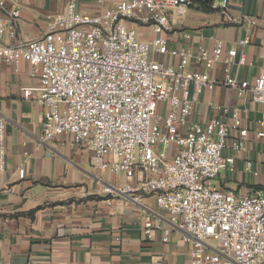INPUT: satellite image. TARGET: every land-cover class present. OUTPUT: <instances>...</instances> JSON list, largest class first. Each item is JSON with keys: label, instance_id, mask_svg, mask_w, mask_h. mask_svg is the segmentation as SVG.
I'll return each instance as SVG.
<instances>
[{"label": "built area", "instance_id": "obj_1", "mask_svg": "<svg viewBox=\"0 0 264 264\" xmlns=\"http://www.w3.org/2000/svg\"><path fill=\"white\" fill-rule=\"evenodd\" d=\"M61 1L64 11L43 33L23 39L16 25L20 0H0L6 10L0 37L8 29L15 40L0 43V57L14 66L29 62L40 79L39 87L24 88L23 97L42 107V142L69 136L90 152L92 166L122 175L119 185L104 188L108 193L135 201L155 195L170 223L191 242L189 264H264V192L237 194L216 185L221 172L235 166V155L226 149H246V117L211 102L215 116L205 124L191 120L205 89L227 86L259 105L257 136L264 138V72L253 82L239 80L233 67L245 65L246 56L221 39L210 49L171 48L163 35L174 29L168 11L184 9L190 0H121L95 16L82 15L79 0ZM127 21L151 25L156 37L141 40ZM153 53L180 61L162 62ZM192 62L221 63L223 78L190 69ZM233 131L238 135L231 142ZM4 132L0 119L1 141ZM252 165L246 161V169ZM155 227L159 221L147 218L146 233Z\"/></svg>", "mask_w": 264, "mask_h": 264}, {"label": "crops", "instance_id": "obj_2", "mask_svg": "<svg viewBox=\"0 0 264 264\" xmlns=\"http://www.w3.org/2000/svg\"><path fill=\"white\" fill-rule=\"evenodd\" d=\"M121 0H79L78 11L95 16ZM190 0L188 7L168 11L173 32L164 33L171 48L210 49L216 39L225 47L236 46L246 64L234 65L239 80L253 82L264 72V0H214L206 9ZM12 4L8 3L7 8ZM61 0H20L17 32L20 38L39 37L52 18L63 12ZM0 17L6 10L0 9ZM138 37L152 42L151 25L126 22ZM248 38L249 43L239 45ZM15 40L6 33L0 43ZM162 62L178 64L179 58L153 53ZM212 77L223 78L221 63L189 64ZM32 65L14 66L0 57V119L5 121L0 140V264H189L191 242L173 226L153 194L139 201L119 193H108V185H119L122 175L98 169L90 163V152L72 143L69 136L42 142V107L23 97L24 88L40 86L32 76ZM211 102L236 108L246 117L250 133L246 149L235 153L233 170H225L216 185L237 194L264 192V138L257 136L259 105L249 96L239 98L227 86L205 89L195 103L191 120L207 123L216 111ZM238 135L233 131L230 141ZM252 161L246 169V161ZM21 170L26 174L21 177ZM147 218L157 219L159 228L146 233ZM166 229L169 232L166 233Z\"/></svg>", "mask_w": 264, "mask_h": 264}, {"label": "water", "instance_id": "obj_3", "mask_svg": "<svg viewBox=\"0 0 264 264\" xmlns=\"http://www.w3.org/2000/svg\"><path fill=\"white\" fill-rule=\"evenodd\" d=\"M195 1H199V2H202V3H205L207 6H212V3L214 0H195Z\"/></svg>", "mask_w": 264, "mask_h": 264}, {"label": "trees", "instance_id": "obj_4", "mask_svg": "<svg viewBox=\"0 0 264 264\" xmlns=\"http://www.w3.org/2000/svg\"><path fill=\"white\" fill-rule=\"evenodd\" d=\"M198 5H199L201 8H204V9H206V8H207V6H206V5H204V4H202V3H199V2H198Z\"/></svg>", "mask_w": 264, "mask_h": 264}, {"label": "rangeland", "instance_id": "obj_5", "mask_svg": "<svg viewBox=\"0 0 264 264\" xmlns=\"http://www.w3.org/2000/svg\"><path fill=\"white\" fill-rule=\"evenodd\" d=\"M225 172V170L223 172H221V174H223Z\"/></svg>", "mask_w": 264, "mask_h": 264}]
</instances>
